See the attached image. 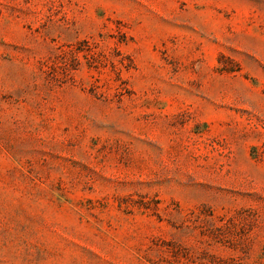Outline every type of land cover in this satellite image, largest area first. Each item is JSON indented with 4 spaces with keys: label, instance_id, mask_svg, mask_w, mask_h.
<instances>
[{
    "label": "rangeland",
    "instance_id": "374dc122",
    "mask_svg": "<svg viewBox=\"0 0 264 264\" xmlns=\"http://www.w3.org/2000/svg\"><path fill=\"white\" fill-rule=\"evenodd\" d=\"M0 264H264V0H0Z\"/></svg>",
    "mask_w": 264,
    "mask_h": 264
}]
</instances>
